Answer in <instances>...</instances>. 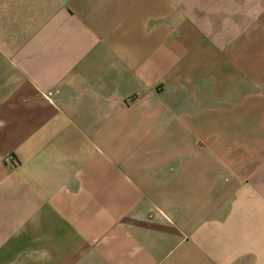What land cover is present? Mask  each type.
<instances>
[{
	"label": "crops",
	"instance_id": "1",
	"mask_svg": "<svg viewBox=\"0 0 264 264\" xmlns=\"http://www.w3.org/2000/svg\"><path fill=\"white\" fill-rule=\"evenodd\" d=\"M0 264H264V0H0Z\"/></svg>",
	"mask_w": 264,
	"mask_h": 264
}]
</instances>
